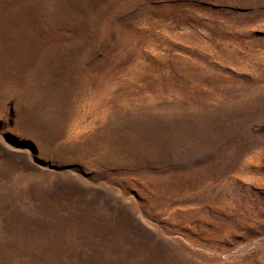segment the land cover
Instances as JSON below:
<instances>
[{"label":"rangeland","instance_id":"obj_1","mask_svg":"<svg viewBox=\"0 0 264 264\" xmlns=\"http://www.w3.org/2000/svg\"><path fill=\"white\" fill-rule=\"evenodd\" d=\"M0 264H264V0H0Z\"/></svg>","mask_w":264,"mask_h":264}]
</instances>
